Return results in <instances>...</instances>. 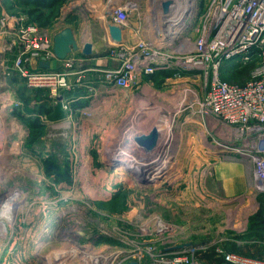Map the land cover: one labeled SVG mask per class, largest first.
<instances>
[{
  "label": "rangeland",
  "instance_id": "obj_1",
  "mask_svg": "<svg viewBox=\"0 0 264 264\" xmlns=\"http://www.w3.org/2000/svg\"><path fill=\"white\" fill-rule=\"evenodd\" d=\"M52 3L47 8L42 0H0V19L19 16L52 32L72 28L80 44L105 52L114 46L108 25L116 24L105 14L109 0ZM138 4L130 13L128 40L154 32L147 18L158 9L149 0ZM7 30L0 26V114L9 129L0 136L6 147L0 146V206L15 191L22 193L23 202L12 227L8 220L0 221L7 228L0 235V264H50L75 248L95 249L108 258L98 264H166L183 243L189 246L182 251L210 264L219 260L216 256L223 258L221 252L235 253L233 246L245 237H238L239 232L264 236V195L253 190L252 168L209 147L203 124L191 118L200 116L197 105L183 92L190 81L143 79L159 92L158 104L166 110L161 131L173 119L175 133L163 142L158 160L161 172H168L159 182L138 181L114 162L129 128L126 118L138 109V90H107L99 80L92 91L82 88L79 101L54 104L13 72L17 54L5 43ZM58 65L52 61V68ZM111 65L116 62L109 54L83 62L86 74ZM251 69L222 68L223 79L244 83ZM85 85L92 86L89 81ZM153 113L147 117L150 123L138 128L149 132L160 110Z\"/></svg>",
  "mask_w": 264,
  "mask_h": 264
},
{
  "label": "built area",
  "instance_id": "obj_2",
  "mask_svg": "<svg viewBox=\"0 0 264 264\" xmlns=\"http://www.w3.org/2000/svg\"><path fill=\"white\" fill-rule=\"evenodd\" d=\"M115 1L109 0L108 7ZM139 1L135 2L138 6ZM133 2L128 0L110 18L122 29L125 41L122 46L114 44L115 48L109 54L116 65L91 74H86L87 69L83 68V62L87 60L82 57L83 42L80 44L78 41L79 50L59 60L54 53V37L61 30L52 32L19 16L1 18V28L8 29L5 32L8 50L17 54L13 72L26 80L29 89L45 92L54 104L69 105L84 98L81 94L83 87L92 91L95 89L93 84L99 80L107 90L134 89L138 90V99H150L152 97L146 88L159 92L144 84L143 79L158 72L171 71L167 81H190V86L183 92L185 98L197 105L195 114L200 116L191 118L201 126L203 124L208 133L209 147L246 162L252 168L255 194L264 195V0H208L205 6L201 5V0H195L192 9L183 11V22L162 25L160 30L150 26L154 35L159 36H169L168 30L171 33L174 27L180 28L177 34L160 43L152 37V31L143 37L125 39L131 28L130 13L137 9ZM150 3L164 14L174 13L173 0H149ZM194 12L197 20L190 25ZM164 30L165 33L161 32ZM173 46L176 47L169 49ZM53 60L59 63L55 69L52 68ZM42 62H49L50 67L42 68ZM248 65L252 69L250 78L244 83L223 79L222 68ZM87 81L92 86H86ZM158 103H151L147 110L158 112L162 109L166 112L159 108ZM138 116L135 124L144 127L145 123H150L146 114L139 112ZM132 124L126 125L130 127ZM153 129L157 128L153 127L149 132L145 130L146 135ZM159 134L158 131V139ZM184 248L178 249L181 251H176V256L166 264H201L191 253L182 251ZM221 254L224 262L229 264H264L261 257Z\"/></svg>",
  "mask_w": 264,
  "mask_h": 264
},
{
  "label": "bare ground",
  "instance_id": "obj_3",
  "mask_svg": "<svg viewBox=\"0 0 264 264\" xmlns=\"http://www.w3.org/2000/svg\"><path fill=\"white\" fill-rule=\"evenodd\" d=\"M133 3L135 4V2H133ZM173 3L175 4L174 5L175 9H174V11H173L174 13L172 15H171V13L170 14H164V12H162L160 10H157V12H156L157 14L155 13L156 15H154V14H153L154 16L149 15V17L147 18L148 22L151 23V24H149V26H153L155 28V27H158V25H160L158 27V29H161L162 25L166 26V24H168V23L169 24L170 23L176 24L178 22H183V20H182L183 11L187 10L188 8L192 9V7L194 6L195 0H173ZM134 7L136 8V7H138V5L135 4ZM152 13H154V12H152ZM178 29H180L178 26L174 27V29H173V31L171 33H170V30H168L169 36H166L167 34H165V35L164 34H162V35L160 34L161 37L159 35H154V32L152 30H151L152 31L151 34H152V37L154 39L156 38V40L159 41V43H160V42L165 41V39H170L172 34H177V30ZM161 32L165 33L166 30L161 31ZM146 90H147L146 92H149V95H151L150 97H152V98L145 99V100L138 99L137 100L139 102L138 103L139 104L138 109L136 111H134V112H131L132 113L131 116L126 118V124H129V123L130 124L133 123V124L127 130H125V132L123 133V135L121 137L120 142H118L117 149H115V151L120 152V154H118L117 157H115L116 153H115V156H114L115 157L114 162H115L116 167L120 166V167H125V168H128V169L130 168L132 170H138L141 167V166L138 165V161H139L138 158L141 156L140 154H142V151H141V149H139L138 145L136 144L135 139L137 137H141V136L146 135V131H143L140 128H138L139 125L135 124V121L136 120L138 121L139 112H142V113L146 114L149 117L153 113V111H148L147 110L150 107L149 105L152 102L157 103V99L160 96V95H157L156 92L154 93L152 90L149 91L148 88H146ZM170 107L168 108V110L170 109ZM159 108H161V107H159ZM159 110H160L159 121L155 120V121L152 122V126L156 127V128L158 127L157 129H158V131L160 133L159 134L160 135V138H159L160 144H159L157 150H160L161 147L164 145L163 142H166V141L170 140L172 138V136L174 135V133H175V131H174L173 127H172L173 124H172L171 120H169L166 123L167 124L166 128H163V131H161L162 130V123L161 122H163L165 111L162 110V109H159ZM150 126H151V124H150ZM152 126H151V128H153ZM159 127H160V129H159ZM151 128L149 127V129H151ZM3 130H5L7 132L9 129L5 125L4 118L2 119L1 114H0V136H1V132ZM0 146H3V148L6 149L5 145H0ZM14 152H15V149H14ZM158 164H159V167H161V168L163 167V166H161V162H158ZM22 199H23L22 193L20 191H15L12 194V196L7 200V202L5 204H3V206H0V221L8 220L9 223H10L8 227H12V225L14 224V220H13L12 216L14 217L15 214L17 213L18 206L20 205L21 202H23ZM15 218H16V216H15ZM158 224H161V223L158 222ZM4 227L5 226L2 223H0V235L4 234L3 236H5V234H6L5 231L7 230V228L5 230ZM40 244H43V243H40ZM67 248H65V249H67ZM94 250L95 249H93V250L88 252L86 250H80L79 248H75L74 251H72L70 253H67V254H64V255H61V256H58V258L56 260L52 258L54 260L52 262H51V260H49V261H50V264L51 263H53V264H59V263H61V264H72L74 261L79 259V260H81V263L79 262L80 264H83V263L84 264H88L90 261L92 262L90 264H93V263L94 264L105 263L108 258L101 257L102 254L98 255L96 251H95L96 253L94 252ZM109 261L110 260H108V262Z\"/></svg>",
  "mask_w": 264,
  "mask_h": 264
},
{
  "label": "water",
  "instance_id": "obj_4",
  "mask_svg": "<svg viewBox=\"0 0 264 264\" xmlns=\"http://www.w3.org/2000/svg\"><path fill=\"white\" fill-rule=\"evenodd\" d=\"M127 1L128 0L115 1L111 7L107 8L105 13L106 16L111 18L114 11L121 6H124ZM132 1L137 2L139 0H132ZM196 15H197L196 12H194V14L192 15V23L195 21ZM108 31L112 43L119 46H122L124 44L125 41L123 38V31L119 26L114 24H109ZM175 47L176 46H173L169 49H174ZM114 48L115 46H112L110 50L105 52L100 49L94 48V46L91 43H85L81 48V52H82V57L84 59H91L100 56H107L108 54L111 53V51ZM79 49H80V44L78 43L77 37L72 28H64L54 37V53L59 60L66 59L71 52L77 51ZM160 49H168V48H160ZM40 66L42 68L47 69L50 67V63L42 62ZM135 142L138 145L139 149H141L142 151V154H140L141 156L138 159L139 160L138 165L141 167L138 170H132L130 168L129 169L126 168V170L130 172L134 176V178L138 179V181H144V182L146 181L150 183L159 182L161 178L165 175V173L168 172V170L160 172L162 168L159 167L158 160L163 154L162 151L165 149L166 146H164V148H161L160 150H157L160 144V141L158 139L157 129H153L148 135L137 137L135 139ZM184 247L185 246L181 245L178 246L177 248L181 249ZM126 264H139V262L136 260H132L127 262Z\"/></svg>",
  "mask_w": 264,
  "mask_h": 264
},
{
  "label": "crops",
  "instance_id": "obj_5",
  "mask_svg": "<svg viewBox=\"0 0 264 264\" xmlns=\"http://www.w3.org/2000/svg\"><path fill=\"white\" fill-rule=\"evenodd\" d=\"M110 1H113V0H110ZM91 59H93V58H91ZM243 231L239 232V234L237 236L241 237V238L243 236H245L244 239L243 240L240 239V241H238V244H235V246H233L232 250L235 251V253H240L243 255L256 256V257L264 258V236L259 234V232H257V231H255V232H253V231H250V232L244 231L243 232ZM253 233H254V235H253ZM249 235H250V237H249ZM183 244H185L184 246H186V244H188V243H183ZM216 257L219 260H215V261L209 262V263L210 264H229V263L224 262L223 258H219L218 256H216ZM200 263L205 264L204 259L201 260Z\"/></svg>",
  "mask_w": 264,
  "mask_h": 264
},
{
  "label": "trees",
  "instance_id": "obj_6",
  "mask_svg": "<svg viewBox=\"0 0 264 264\" xmlns=\"http://www.w3.org/2000/svg\"><path fill=\"white\" fill-rule=\"evenodd\" d=\"M52 1L53 0H51V1L50 0H42V5L44 7H47V8H52V7H54V4L52 3ZM248 66L251 67V65H248ZM248 66H245V67H248ZM170 75H171V71H164V72H158V73H156L155 75H152V76H146L145 79L148 80L149 78L151 79V78H155L157 76H160L159 78L166 79ZM223 75H222V77H223Z\"/></svg>",
  "mask_w": 264,
  "mask_h": 264
}]
</instances>
